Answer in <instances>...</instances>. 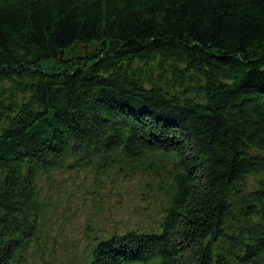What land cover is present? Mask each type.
<instances>
[{
  "label": "trees",
  "instance_id": "16d2710c",
  "mask_svg": "<svg viewBox=\"0 0 264 264\" xmlns=\"http://www.w3.org/2000/svg\"><path fill=\"white\" fill-rule=\"evenodd\" d=\"M84 170L159 217L47 262L264 264V0H0V264Z\"/></svg>",
  "mask_w": 264,
  "mask_h": 264
},
{
  "label": "rangeland",
  "instance_id": "374dc122",
  "mask_svg": "<svg viewBox=\"0 0 264 264\" xmlns=\"http://www.w3.org/2000/svg\"><path fill=\"white\" fill-rule=\"evenodd\" d=\"M54 175L41 246L29 252L27 264L84 256L94 235L146 228L159 217L160 199L147 191L146 181L150 180L145 176L120 179L97 176L89 170Z\"/></svg>",
  "mask_w": 264,
  "mask_h": 264
},
{
  "label": "water",
  "instance_id": "95a60500",
  "mask_svg": "<svg viewBox=\"0 0 264 264\" xmlns=\"http://www.w3.org/2000/svg\"><path fill=\"white\" fill-rule=\"evenodd\" d=\"M45 264H54V263H51V262H47V263H45Z\"/></svg>",
  "mask_w": 264,
  "mask_h": 264
}]
</instances>
